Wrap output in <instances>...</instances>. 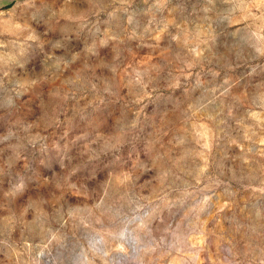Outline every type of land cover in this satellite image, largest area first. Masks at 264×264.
I'll list each match as a JSON object with an SVG mask.
<instances>
[{
  "label": "rangeland",
  "instance_id": "374dc122",
  "mask_svg": "<svg viewBox=\"0 0 264 264\" xmlns=\"http://www.w3.org/2000/svg\"><path fill=\"white\" fill-rule=\"evenodd\" d=\"M0 264H264V0H0Z\"/></svg>",
  "mask_w": 264,
  "mask_h": 264
},
{
  "label": "crops",
  "instance_id": "0c3cea01",
  "mask_svg": "<svg viewBox=\"0 0 264 264\" xmlns=\"http://www.w3.org/2000/svg\"><path fill=\"white\" fill-rule=\"evenodd\" d=\"M9 1H11V0H9ZM14 1V0H13Z\"/></svg>",
  "mask_w": 264,
  "mask_h": 264
},
{
  "label": "water",
  "instance_id": "95a60500",
  "mask_svg": "<svg viewBox=\"0 0 264 264\" xmlns=\"http://www.w3.org/2000/svg\"><path fill=\"white\" fill-rule=\"evenodd\" d=\"M11 1H13V0H11Z\"/></svg>",
  "mask_w": 264,
  "mask_h": 264
}]
</instances>
